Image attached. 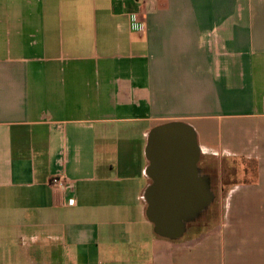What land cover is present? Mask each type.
<instances>
[{
  "label": "crops",
  "instance_id": "0c3cea01",
  "mask_svg": "<svg viewBox=\"0 0 264 264\" xmlns=\"http://www.w3.org/2000/svg\"><path fill=\"white\" fill-rule=\"evenodd\" d=\"M174 120L211 200L167 238L145 147ZM0 264H264V0H0Z\"/></svg>",
  "mask_w": 264,
  "mask_h": 264
},
{
  "label": "water",
  "instance_id": "95a60500",
  "mask_svg": "<svg viewBox=\"0 0 264 264\" xmlns=\"http://www.w3.org/2000/svg\"><path fill=\"white\" fill-rule=\"evenodd\" d=\"M145 156L151 179L144 192L147 218L156 234L177 238L185 223L211 200L197 166L200 148L196 132L179 120L159 124L148 133Z\"/></svg>",
  "mask_w": 264,
  "mask_h": 264
},
{
  "label": "built area",
  "instance_id": "2783aa9c",
  "mask_svg": "<svg viewBox=\"0 0 264 264\" xmlns=\"http://www.w3.org/2000/svg\"><path fill=\"white\" fill-rule=\"evenodd\" d=\"M51 182H52V184H54L58 187H65V185H66V179L62 175H54L51 178Z\"/></svg>",
  "mask_w": 264,
  "mask_h": 264
},
{
  "label": "rangeland",
  "instance_id": "374dc122",
  "mask_svg": "<svg viewBox=\"0 0 264 264\" xmlns=\"http://www.w3.org/2000/svg\"><path fill=\"white\" fill-rule=\"evenodd\" d=\"M235 169V168H234Z\"/></svg>",
  "mask_w": 264,
  "mask_h": 264
}]
</instances>
